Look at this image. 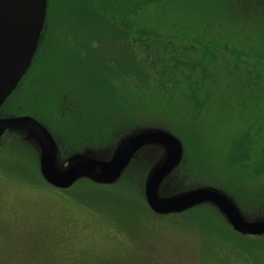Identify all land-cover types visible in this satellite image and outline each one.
<instances>
[{
  "label": "rangeland",
  "instance_id": "1",
  "mask_svg": "<svg viewBox=\"0 0 264 264\" xmlns=\"http://www.w3.org/2000/svg\"><path fill=\"white\" fill-rule=\"evenodd\" d=\"M68 1L55 0L56 4L48 9L47 17L49 23L55 18L52 25L57 31L69 34L72 41L67 43L70 45L50 52L44 46L35 63H40L37 73H41L44 78L56 73V78L73 83L67 74L72 79L78 73L80 77L77 80H83L87 84L84 86L87 95L88 86H95L93 95L101 103L96 100L94 102H98L101 108L98 109L99 116L90 125V129L100 133V136L89 142H94L96 146L102 143L101 147L107 144L112 146L134 126H160L176 135L183 145V162L174 175L182 183L179 181L176 184V191L189 185H206L226 189L235 195L238 189L245 200L246 197L249 199L254 196V193L264 191V81H259L260 89L255 97L245 96L244 90L235 81L237 79L225 75L223 70L232 64L228 61L233 57L225 60L219 68L209 65L206 69L209 77L202 86L207 84L204 89L208 88L210 96L202 104L194 126L195 132L200 136L196 142L201 148V160H204L206 167L199 165L192 171L186 163L195 154L186 149L184 137L172 130L174 126L190 128L187 124L190 122L188 116L191 114V104L182 97L166 98L152 92L148 88L152 86L151 83H146L141 77L133 81L136 88L132 80L127 82L128 78L112 86L110 76L116 75L121 67L119 46L114 45L118 38L114 40L112 24L105 20L112 19V0ZM207 1L209 0H160L157 5L151 4L131 17L139 25L144 24L148 29L160 33L161 37L172 41L182 37L177 41L180 46L193 45L196 49L203 46L195 41L199 40L215 54L212 45L227 43L243 59H247L250 66L258 59L257 52H261L264 57V50L259 47L257 37H248L232 20L227 23L224 20L223 26L226 28L217 30V25L209 19L230 11L226 7L213 9L212 0ZM80 2L86 7L91 5L88 20L84 24L77 22V17L82 13L78 8ZM73 3L77 7L72 6ZM92 4L97 6L94 10L96 14H92ZM204 6L207 8H203ZM69 8L72 10L69 11ZM199 21L202 23L200 27ZM51 32L47 25L44 38H48ZM81 34L97 40L91 46L85 44L83 54L77 38ZM224 53L229 55L223 49L219 51L220 55ZM211 57L206 60L211 62ZM263 57L259 60L264 65ZM112 60L118 62L119 68L113 66L115 63L112 64ZM61 69L65 71V76L57 73ZM29 74H33V70ZM37 88L36 92L33 85L30 88L33 96L40 92ZM13 97L14 95L11 101ZM39 98L41 97L38 95ZM117 100L126 103L125 106L120 103L118 107L123 106L137 116L116 130L109 128L104 131L105 124L110 121L107 108L112 112L116 111L115 104L118 102L112 103ZM10 103L4 104L1 110L12 115L30 114L29 106L19 107L13 103L12 108ZM55 107L57 108L56 102L53 110ZM105 113L107 115L103 116ZM37 117L41 118L57 139L62 152L61 159L65 160L61 165L77 158V154L84 149L79 146L86 141L84 136L71 130L70 123H67L66 129L59 126V119H64L59 114L51 116L52 119H45L40 113ZM243 133L246 134L247 142L245 144L243 140L238 148L240 144L236 143ZM190 141L194 145L193 138ZM0 143V264H35L36 245L43 240L47 241L44 244L48 249L47 254L54 259L52 264H233L242 258V249L256 255L253 252L256 247L247 243H241L238 247L227 245L225 241L237 238L227 229L225 224H228L221 219L219 212L209 204L206 207L212 209L210 211H191L192 208L164 216L151 212L141 195L136 199L132 195H119L110 201L112 204H106L101 194L106 189L75 183L68 190H63L46 184L39 171L35 173V166L24 165L19 160L21 157L14 149L19 148L20 143H26L35 149L21 135L9 133L1 138ZM235 144L238 149L232 153ZM244 151L246 157H243ZM155 160L157 159H148L146 165L135 162L140 168L134 165L132 171L139 170L140 179L143 180L147 165ZM239 162L240 165H235ZM183 170L188 177L179 178L184 175ZM86 195L102 198L99 200L102 203L96 202L98 206L90 207ZM83 197L87 199L88 205L79 201ZM251 208L252 206L242 207L243 214L248 218L264 216V207L257 211ZM261 245L260 248L264 251V243ZM32 256L35 258L30 259Z\"/></svg>",
  "mask_w": 264,
  "mask_h": 264
},
{
  "label": "trees",
  "instance_id": "2",
  "mask_svg": "<svg viewBox=\"0 0 264 264\" xmlns=\"http://www.w3.org/2000/svg\"><path fill=\"white\" fill-rule=\"evenodd\" d=\"M167 1L170 2L172 0ZM158 3H160V0H112V35L115 36L114 40L118 38L117 41H114V45L119 46L117 48L119 50L118 53L121 56L119 60L121 69L118 66V62L116 63L114 60H112V64L115 63L113 66L119 68L116 75H112V86H116L117 82H124L126 78H128L127 82L132 80V83L134 84L133 81H137L136 78L141 77L142 79L146 80V83H151L152 86H148V88L149 90H152V92H155L156 94L166 98H172L174 96L182 97L191 104V114L188 116L190 122L187 124L190 128H179L178 126H174V128L172 127V130L178 135H182L184 137L186 141V149L189 152L191 151L195 154V159L194 157H189L188 159L190 160H188V163H186V165L190 167L192 171H194L199 167V165L206 167V164L203 162L204 160H201V148L196 142L200 136L195 132L194 128L195 119L198 117L197 114L200 111L202 104L205 103L208 96H210L208 88L204 89L207 84L202 86L203 82L208 80L206 78L209 77V73L206 71V69L209 67V65H211L213 68H215V66L219 68L221 65H223L225 60H228V58L231 59V57H233V59L228 61L232 64L228 65L226 68L224 67L223 69L226 72L225 75L230 77L234 76L237 79L235 81H237L244 90L245 96L255 97L260 89V86H258L259 81H264V65L262 64V61L259 60L261 57H263V54L261 52H257L256 55L258 59L255 60L256 63L254 62L252 63L253 65L250 66V63L247 61V59H243L241 55L236 53V51H234L233 48L227 43L220 46L212 45L215 54L210 51L208 45H204L199 40L195 41L201 43L203 46H200L196 49L192 47L193 45L180 46L177 45V41L178 39H183L182 37H179L175 41L161 37L162 35L160 33L153 31L152 29H148L144 24L139 25L138 21H135L132 18L133 15H136L141 9L146 8L151 4L157 5ZM211 3L213 4V9L226 7L230 11L229 13L223 12V14H218L209 19L211 23L217 25V30H224L226 27L223 25L232 20V23L237 24L239 26V30L241 32H246L248 37L251 35L257 37L259 47L264 50V0H212ZM49 7L47 6V11ZM203 8L207 7L204 6ZM47 16L48 13L46 18ZM224 20L225 23H223ZM198 26H202L200 21L198 22ZM45 31L46 28L43 30V36L38 47L37 56L43 51L44 41H46V37L44 38ZM135 35L139 36L136 37ZM221 49H223V51L227 52L229 55H226L225 53L220 55L219 51ZM208 57L212 58L211 62L206 60ZM122 66L124 67L123 69ZM67 77L70 80H73V83H69L68 81V85H61V83L55 82V94L65 95L66 97L70 98V100L72 99L75 101L79 95H85L87 97L94 96L93 91L96 89L95 86H88L89 92L87 95L86 88L84 87L87 84H78L77 78L80 77L78 73H76L75 77L72 79L71 76H68V74ZM84 80L88 81L87 78ZM254 85H256V87ZM134 88H136V85ZM120 103L123 106L126 105V103H122L120 100L112 103L116 105V111H121L112 112V114H116V119L115 114L112 115V125H109V122L106 123L103 128L104 131H107L109 128H112V131L116 130L128 122L130 123L131 118L137 116L123 106L118 107ZM62 117L64 118L62 119V123H70L69 125H72L74 128L76 127L75 125L81 122V120H79L77 110L74 111L73 116L72 114L67 113L65 116L62 115ZM95 122L96 120L91 116L85 120V127L90 126ZM98 136H100V133H96L95 136L86 135L85 138L91 140L98 138ZM189 138H193L194 145ZM239 140L240 141L236 143L240 144L238 148L241 147L243 140L246 144V134L243 133ZM101 144L98 146H96L95 143L85 144V147L90 146L95 148L102 146ZM236 144L233 145L234 148L231 150L232 153L238 149ZM14 150L20 155L21 159L19 160L23 161L24 165H28L30 167L35 166V173H37V154L34 152L32 147L26 143H20V147H17ZM237 153L240 152L238 151ZM246 156L247 154L244 151L243 157ZM135 161L136 160H134L129 165L121 178L116 183L112 184V186L96 184L87 179L77 181L76 185L85 183L88 185V187L90 186L97 189H106L103 193H101L103 198L106 200L104 201L106 204H112L110 201H112V199H116L119 197V195H132L133 198L136 199L140 195L143 196V181L140 179L141 176L139 170L136 169L135 171L134 169L132 171V167L136 165L134 164ZM240 164L241 163L239 162L235 165ZM136 167L139 166L136 165ZM183 167L180 169H183ZM186 169L189 170V168ZM175 173L176 171L174 174ZM183 174L185 176L181 175V178L187 176V174L184 173V170ZM85 197L89 199L88 201L90 202V207L98 206V203L96 202L102 203V201H99L102 198L92 197L90 195H86ZM89 197H91V199ZM87 199L83 197L80 198L79 201L88 205ZM143 204L145 205L144 202ZM206 206L208 205L202 204L196 206L193 209L191 208V211L194 209L205 211L212 210ZM209 214L213 215L212 212ZM46 243L47 241L45 240H43L42 243H37V259L33 261L35 264H52L54 261V259H51L47 254L48 249L44 246ZM33 258L35 257L32 256L30 259Z\"/></svg>",
  "mask_w": 264,
  "mask_h": 264
},
{
  "label": "water",
  "instance_id": "3",
  "mask_svg": "<svg viewBox=\"0 0 264 264\" xmlns=\"http://www.w3.org/2000/svg\"><path fill=\"white\" fill-rule=\"evenodd\" d=\"M47 4L48 0H0V137L5 131L17 132L28 141L37 153L41 178L57 189H68L82 179L112 185L134 160L146 165L148 159H157L147 165L142 180L143 199L151 212L164 216L209 204L237 232L263 234L264 216L248 218L220 188L189 185L176 191L181 179L176 180L174 172L183 162V145L163 127L137 125L112 146L86 147L77 158L62 166V152L46 126L29 115H1L3 105L37 54Z\"/></svg>",
  "mask_w": 264,
  "mask_h": 264
},
{
  "label": "flooded vegetation",
  "instance_id": "4",
  "mask_svg": "<svg viewBox=\"0 0 264 264\" xmlns=\"http://www.w3.org/2000/svg\"><path fill=\"white\" fill-rule=\"evenodd\" d=\"M68 2H70V0ZM68 2H66V6H67ZM54 3L56 4L55 0H54V2H53V0H48L47 6L49 7V4H50L49 8L51 9V7L53 6ZM80 3H78V5H79L78 8L81 10L82 13H81V15H79L77 17V22L84 24L88 20V16H89L88 12L90 11L91 5L86 7L84 3H82V2H80ZM73 5H76V4L73 3L72 6ZM76 7H77V5H76ZM96 8H97V6L95 4L94 5L92 4L93 11L96 10ZM69 11H71V8H69ZM92 14H96L95 11ZM48 20H49V17L46 18L45 28L48 25V27L52 30V32L48 34V38H46V41H44L43 46H46V48L49 52L52 50H55V51L58 50L57 49L58 47H62V49H65V47H64L65 45L66 46L70 45L67 42L72 41L69 34L59 32V31H57V29H55L53 27V25L55 23L54 17H53L54 23L53 22L49 23ZM105 20H107L110 24H112L111 18H107ZM52 23H53V25H52ZM77 38L81 43V45L79 46V49L82 51V54L84 53V50H86L85 44L91 46V45L95 44L97 41L95 39L86 38L83 34H81V36H78ZM65 40H67L66 44H65ZM51 56H52V54L50 55V57ZM53 57H55V56H53ZM38 60H39V56H37V54H36V56H34V58H33V61H32V64H31L29 70L24 75L23 79L20 81V83H19L18 87L16 88V90L14 91V93L6 101V103H10L11 98L14 95L9 106H11L13 108V103H15L19 107L27 105L30 108V114L29 113H16L14 115L32 116L35 119H37L38 121H40L44 126H46L43 123V121L41 120V118L37 117L38 113L42 114V116H44L45 119H49V118H51V116L54 117L56 114H59L60 116H62V115L65 116L67 113H70L73 116L74 111L77 110L78 111V117H79V120H81V122L79 124L75 125L76 126L75 128L71 125L70 129H72L76 133H79L80 136H84V138L86 135L87 136H90V135L95 136L96 132L91 131L90 126L85 127L86 126L85 120L87 118H90L91 116L94 117L95 120H97V118L99 116L98 109L101 108V106L96 101L100 102V99L96 98V96H93V97L88 96L87 97L85 95H79L77 100L75 101L72 99L70 100V98L66 97L65 95L55 94V88H56L55 82H59V83H61V85L62 84L68 85V81L63 79V78L57 79L56 78L57 75H55L56 73H51L48 77L43 78L41 73H37L38 72L37 69L40 67V63L37 64L35 62H38ZM55 61H57V59ZM33 64L34 65L37 64V65L33 66ZM30 70L31 71L33 70V74H29ZM57 73H59V75H61V76H65L64 75L65 71L63 69L58 70ZM54 76H55V78H54ZM110 78L112 80V75L110 76ZM78 84L83 85L85 83L83 80H81V81L78 80ZM27 85L29 86V91H27ZM32 85H33L35 92H36L37 87H38L37 89L40 91V92H37V96H35V95L33 96V94L30 93V88L32 87ZM38 95L41 98L38 99ZM54 99H55V101H54ZM94 100H96V101L94 102ZM54 102H56L57 108L55 107V109L53 110ZM31 111L34 113H32ZM53 112H55L56 114H53ZM106 113L108 114V117L110 118L109 125H112V110L107 108ZM106 113L103 114V116L107 115ZM1 115H12V113L1 110ZM59 120H60L59 126L63 127V129H66L67 124L62 123V119H59ZM47 128L51 132L50 128L49 127H47ZM9 133H15V134L19 135V133H17V132L5 131L3 133V135L0 137V140L4 135H8ZM53 136H54V134H53ZM94 139H96V138H94ZM89 140L90 139H86V141L84 143L79 145V146H81V149L85 148V144L94 143V142H89ZM56 142H57L59 151H61V148H60V145H59L57 139H56ZM74 143H72V144H74ZM0 147H1V143H0ZM35 153H36V151H35ZM223 191L226 195L229 196V198L232 200V202L237 206V208L241 212H242V207H245V206H248V207L252 206L251 209L253 211L260 210L259 208L264 207V191L263 192L259 191L258 193H254V196L249 197V199H248V197H246L247 198L246 200L243 196V193L238 189L236 190L235 195L231 194L226 189ZM221 217H222L221 219H223V221L228 224V222L226 221V219L222 215H221ZM216 219L218 220L219 218H216ZM225 226L237 238L236 240L225 241L227 243V245L231 244L233 246L238 247L241 243H247L248 245H252V246L256 247V250L253 252L256 255H258V256H256L254 254L248 253L246 250L242 249V252H240V254L242 255V258H240V260H238L237 262H235L233 264H264V251H263V249L260 248V246H262L261 243H264V233L261 235H244V234L237 232L229 224L228 225L225 224Z\"/></svg>",
  "mask_w": 264,
  "mask_h": 264
}]
</instances>
